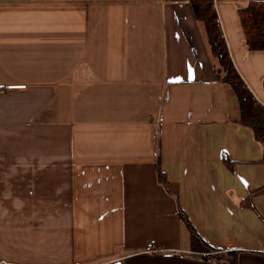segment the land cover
I'll list each match as a JSON object with an SVG mask.
<instances>
[{
  "label": "crops",
  "instance_id": "1",
  "mask_svg": "<svg viewBox=\"0 0 264 264\" xmlns=\"http://www.w3.org/2000/svg\"><path fill=\"white\" fill-rule=\"evenodd\" d=\"M260 1L213 8L264 107L238 17ZM214 64L189 0H0V83L24 86L0 95V264H230L191 251L179 206L264 264L262 148Z\"/></svg>",
  "mask_w": 264,
  "mask_h": 264
},
{
  "label": "trees",
  "instance_id": "2",
  "mask_svg": "<svg viewBox=\"0 0 264 264\" xmlns=\"http://www.w3.org/2000/svg\"><path fill=\"white\" fill-rule=\"evenodd\" d=\"M189 3L194 18L202 31L208 51L215 61L216 76L233 91L236 97L239 111L238 123L252 130L255 140L262 148V162L264 163V107L258 104L233 66L221 36L213 0H189ZM238 17L248 51L264 52V1L250 2L246 7L239 9ZM262 86L264 88V80ZM224 159L226 160V158ZM155 168L159 183L165 185L166 179L160 170L158 154L155 159ZM177 215L188 230L192 252L212 254L211 258L213 259L237 264L235 255L231 257V254H219L200 237L180 206Z\"/></svg>",
  "mask_w": 264,
  "mask_h": 264
},
{
  "label": "built area",
  "instance_id": "3",
  "mask_svg": "<svg viewBox=\"0 0 264 264\" xmlns=\"http://www.w3.org/2000/svg\"><path fill=\"white\" fill-rule=\"evenodd\" d=\"M24 86H15V85H7L0 83V95L6 91L13 90V89H22ZM162 252V250L155 247V242L150 241L144 249V253L146 254H157Z\"/></svg>",
  "mask_w": 264,
  "mask_h": 264
}]
</instances>
